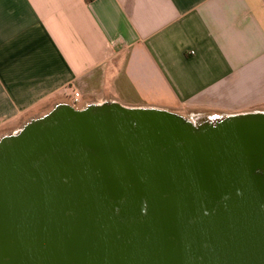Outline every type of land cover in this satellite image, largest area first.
Instances as JSON below:
<instances>
[{"label": "water", "instance_id": "1", "mask_svg": "<svg viewBox=\"0 0 264 264\" xmlns=\"http://www.w3.org/2000/svg\"><path fill=\"white\" fill-rule=\"evenodd\" d=\"M0 264H264V111L30 118L0 136Z\"/></svg>", "mask_w": 264, "mask_h": 264}, {"label": "crops", "instance_id": "2", "mask_svg": "<svg viewBox=\"0 0 264 264\" xmlns=\"http://www.w3.org/2000/svg\"><path fill=\"white\" fill-rule=\"evenodd\" d=\"M75 92L190 118L264 111V0H0V134Z\"/></svg>", "mask_w": 264, "mask_h": 264}, {"label": "rangeland", "instance_id": "3", "mask_svg": "<svg viewBox=\"0 0 264 264\" xmlns=\"http://www.w3.org/2000/svg\"><path fill=\"white\" fill-rule=\"evenodd\" d=\"M90 103V102H89ZM86 104H88V102L85 100V99H79V101L76 103V105L74 106V107H76V108H82V107H84ZM260 109H264V105H262V106H260L259 107ZM38 116H40V115H38ZM213 117H215V118H219V117H222V115L220 116V115H217V116H214V115H212ZM35 117H37V116H35ZM33 118V117H32ZM192 118H194V117H192ZM14 128H15V126H14ZM1 135H3V134H0V136Z\"/></svg>", "mask_w": 264, "mask_h": 264}, {"label": "built area", "instance_id": "4", "mask_svg": "<svg viewBox=\"0 0 264 264\" xmlns=\"http://www.w3.org/2000/svg\"><path fill=\"white\" fill-rule=\"evenodd\" d=\"M79 96H80L79 92H75L72 102L70 104L75 106L76 103L79 101Z\"/></svg>", "mask_w": 264, "mask_h": 264}, {"label": "trees", "instance_id": "5", "mask_svg": "<svg viewBox=\"0 0 264 264\" xmlns=\"http://www.w3.org/2000/svg\"><path fill=\"white\" fill-rule=\"evenodd\" d=\"M87 1H89V0H87Z\"/></svg>", "mask_w": 264, "mask_h": 264}, {"label": "flooded vegetation", "instance_id": "6", "mask_svg": "<svg viewBox=\"0 0 264 264\" xmlns=\"http://www.w3.org/2000/svg\"><path fill=\"white\" fill-rule=\"evenodd\" d=\"M223 117V116H222Z\"/></svg>", "mask_w": 264, "mask_h": 264}]
</instances>
